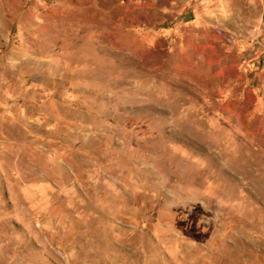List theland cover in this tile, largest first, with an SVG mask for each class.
<instances>
[{"label": "rangeland", "instance_id": "374dc122", "mask_svg": "<svg viewBox=\"0 0 264 264\" xmlns=\"http://www.w3.org/2000/svg\"><path fill=\"white\" fill-rule=\"evenodd\" d=\"M0 264H264V0H0Z\"/></svg>", "mask_w": 264, "mask_h": 264}]
</instances>
